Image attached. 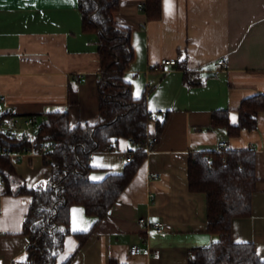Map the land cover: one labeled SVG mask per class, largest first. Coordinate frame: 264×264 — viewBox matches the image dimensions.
Wrapping results in <instances>:
<instances>
[{"label":"crops","instance_id":"0c3cea01","mask_svg":"<svg viewBox=\"0 0 264 264\" xmlns=\"http://www.w3.org/2000/svg\"><path fill=\"white\" fill-rule=\"evenodd\" d=\"M146 0H120L115 22L131 30L134 61L125 72L132 94L147 90V105L155 119L167 117L161 137L148 153L133 181L110 213L76 252L78 242L68 236L63 261L72 264H188L191 249L210 246L218 235L207 232L206 195L188 184L190 152L253 149L258 183L249 217L232 223L234 242L254 244L264 260V112L254 129L229 136L211 129L214 110L228 109L231 125L238 123L242 102L264 95V0H162V17L148 21ZM97 35L82 30L79 0H0V117L42 115L66 111L73 124L99 121L97 81L101 74ZM228 57V68L213 75L216 61ZM164 58L184 62L168 73L156 69ZM189 71L200 85L187 86ZM80 78V82L77 80ZM93 155L90 178L121 173L126 150ZM116 153L117 157L113 155ZM28 188L50 173L43 156L27 155L16 164ZM156 174V178H152ZM154 194V197H150ZM0 264H14L26 256L29 238L22 234L28 199L15 194L0 197ZM140 218L162 221L164 232L145 229ZM95 218L73 206L70 229L85 232ZM148 246L150 254L131 256L132 245Z\"/></svg>","mask_w":264,"mask_h":264},{"label":"trees","instance_id":"16d2710c","mask_svg":"<svg viewBox=\"0 0 264 264\" xmlns=\"http://www.w3.org/2000/svg\"><path fill=\"white\" fill-rule=\"evenodd\" d=\"M119 7L120 0H79L83 32L97 35L101 69L97 81L99 121L73 124L66 111L42 115L39 139L56 143L53 151L43 156L44 164L51 168L45 176L46 185L39 182L28 188L17 173V163L0 156V174L5 180L1 195L28 199L22 234L29 238V245L25 258L14 264H72L75 253L110 213L146 161L147 150L153 149L164 130L167 117L159 121L150 113L148 91L135 98L130 83L124 79L135 53L131 30L114 20ZM142 9L148 21H157L162 17V0H146ZM184 62L177 64L179 68L185 69ZM194 77L186 71L184 83L189 87L200 85L202 81ZM262 112L264 95H254L242 102L236 126L231 125L230 110L218 109L211 114L210 128L225 129L229 136H237L244 129H254L256 117ZM120 140L134 143L125 152L130 156L123 171L92 180L93 155L116 151ZM257 183L253 149L190 152L189 189L206 195V230L218 235V240L208 247L191 249L188 264H264L254 244L234 242L231 236L233 220L251 216ZM73 206L83 207L86 215L95 218L89 230L71 231ZM68 236H73L78 246L74 254L61 261Z\"/></svg>","mask_w":264,"mask_h":264},{"label":"built area","instance_id":"2783aa9c","mask_svg":"<svg viewBox=\"0 0 264 264\" xmlns=\"http://www.w3.org/2000/svg\"><path fill=\"white\" fill-rule=\"evenodd\" d=\"M228 57L223 56L216 61V69L213 75H218L222 70L228 68ZM178 61L175 58L162 59L156 69L161 73H168L172 68L177 66ZM80 82V78H77ZM5 100V96L0 95V102ZM41 131V119L37 115L32 114H9L0 117V156H5L15 163H20L27 155H40L44 156L53 151L56 143L52 141H42L39 139ZM133 145L134 143L131 142ZM139 147V144L135 145ZM227 144L220 142L218 150H225ZM152 149H148L149 153ZM129 154H122L121 158L125 161L129 160ZM156 174H152V178H156ZM5 184V180L0 174V197L1 190ZM154 197V194H150ZM1 211V205H0ZM139 223L145 229H154L156 233L161 234L164 232V223L162 221L150 222L146 218H140ZM129 253L131 256H139L142 254H150L151 249L148 246H140L134 244L130 247Z\"/></svg>","mask_w":264,"mask_h":264},{"label":"rangeland","instance_id":"374dc122","mask_svg":"<svg viewBox=\"0 0 264 264\" xmlns=\"http://www.w3.org/2000/svg\"><path fill=\"white\" fill-rule=\"evenodd\" d=\"M113 155H114L115 157H117L116 153H113ZM22 179H23V178H22ZM40 182H42L44 185H46L45 177H43L42 180H41ZM38 183H39V182H38ZM38 183H37V184H38Z\"/></svg>","mask_w":264,"mask_h":264}]
</instances>
